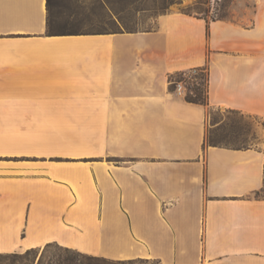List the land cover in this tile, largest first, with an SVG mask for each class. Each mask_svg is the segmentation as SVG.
Returning <instances> with one entry per match:
<instances>
[{
    "label": "crops",
    "instance_id": "1",
    "mask_svg": "<svg viewBox=\"0 0 264 264\" xmlns=\"http://www.w3.org/2000/svg\"><path fill=\"white\" fill-rule=\"evenodd\" d=\"M255 2L238 20L167 11L154 28L50 34L47 0H0V256L58 243L147 264H264V131L253 146L207 144L212 108L264 120ZM198 67L207 103L171 84Z\"/></svg>",
    "mask_w": 264,
    "mask_h": 264
},
{
    "label": "rangeland",
    "instance_id": "2",
    "mask_svg": "<svg viewBox=\"0 0 264 264\" xmlns=\"http://www.w3.org/2000/svg\"><path fill=\"white\" fill-rule=\"evenodd\" d=\"M119 9H122V21L119 18L109 20L100 13L98 0H63L77 9L80 13V30H140L156 27V17L167 11H182L208 19L228 18L238 20L248 13L247 6H253L255 0H115ZM257 3H259L257 1ZM64 5V4H63ZM95 11V14H93ZM199 78L195 79L203 89L202 98L206 101L207 73L199 70ZM194 81L189 82V91L186 95L193 96L191 92ZM207 137L216 139L221 144L234 147L253 146L260 142L264 131V120L256 115L243 114L238 111L212 108L209 111ZM69 252L56 247H41L22 254L18 257L22 261H37L48 264L50 258L65 257ZM5 258V257H3ZM12 260L13 257H9ZM111 264H147L141 259L133 262H117Z\"/></svg>",
    "mask_w": 264,
    "mask_h": 264
},
{
    "label": "trees",
    "instance_id": "3",
    "mask_svg": "<svg viewBox=\"0 0 264 264\" xmlns=\"http://www.w3.org/2000/svg\"><path fill=\"white\" fill-rule=\"evenodd\" d=\"M99 4L102 8V16L109 20H116V18H119L122 21V9H119L117 7V3L115 0H98ZM63 0H47V7H48V32L50 34H58L63 32H70V33H79L82 32L77 24H74L73 22H70L69 17L65 14L64 6H63ZM66 16V17H65ZM131 30V29H130ZM101 33H108L111 32L110 30H102V31H96ZM198 70H206L205 68L198 67ZM182 78L183 77V71L177 73L176 75H172L170 80H174L175 78ZM194 77L196 79L199 78V74H195ZM208 80V77H207ZM174 87V84L171 83ZM199 83L197 81H194L192 91L194 92L193 96H189L188 100L190 101H196L201 103H207V97L206 95V101L202 98L203 89L198 85ZM207 144L210 145H227V144H221L216 139L207 137ZM230 146V145H228ZM47 247H56L59 249H63L67 252H69L68 255L65 257H57V258H50L48 264H111L114 262L113 259H109L102 256L97 255H91L88 253L81 252L79 250L62 246L58 243H48L46 245ZM34 250V249H33ZM31 251V250H29ZM28 252V251H27ZM22 254H13V255H5L0 256V260H9V257H13L11 262H21L22 260H19L18 257H20ZM5 257V258H3ZM134 260H118L117 262L123 263V262H133ZM42 260L40 261L41 264ZM43 264V263H42Z\"/></svg>",
    "mask_w": 264,
    "mask_h": 264
},
{
    "label": "built area",
    "instance_id": "4",
    "mask_svg": "<svg viewBox=\"0 0 264 264\" xmlns=\"http://www.w3.org/2000/svg\"><path fill=\"white\" fill-rule=\"evenodd\" d=\"M198 72L199 70L197 68H193L188 71H183L182 78L176 77L174 80H171V83L174 84V91L180 95L186 96L189 91V82L194 81L196 79L194 75L198 74Z\"/></svg>",
    "mask_w": 264,
    "mask_h": 264
}]
</instances>
